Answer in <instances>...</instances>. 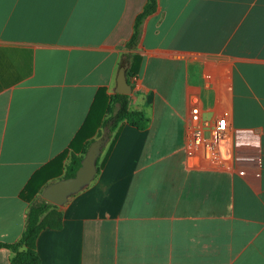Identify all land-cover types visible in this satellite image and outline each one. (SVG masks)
I'll use <instances>...</instances> for the list:
<instances>
[{
	"label": "crops",
	"instance_id": "crops-1",
	"mask_svg": "<svg viewBox=\"0 0 264 264\" xmlns=\"http://www.w3.org/2000/svg\"><path fill=\"white\" fill-rule=\"evenodd\" d=\"M146 2L0 0V243L106 130L94 179L37 237L39 264H264V0H158L127 48ZM125 64L147 126L110 135ZM193 97L205 138L226 121L209 159L189 149Z\"/></svg>",
	"mask_w": 264,
	"mask_h": 264
},
{
	"label": "trees",
	"instance_id": "trees-1",
	"mask_svg": "<svg viewBox=\"0 0 264 264\" xmlns=\"http://www.w3.org/2000/svg\"><path fill=\"white\" fill-rule=\"evenodd\" d=\"M157 7L158 0H147L142 12L135 18L133 33L126 44L127 48L137 46L143 22L156 12ZM127 61H133L130 62L131 67L128 73L130 75L135 74L140 63L139 57L131 56L127 58ZM105 115L106 118L103 120L102 128H108L110 135L123 122L138 129H144L147 126V120L141 113L129 109V97L126 95L117 94L111 97ZM87 147L88 144L83 147L79 156L71 154L69 164L65 169H62L59 179H68L75 176ZM60 226L61 215L57 211V207L40 199L38 202L29 205L25 227L19 240L13 244L0 243V249H8L12 253L10 264H39L40 259L36 252V240L39 233L45 228L59 229Z\"/></svg>",
	"mask_w": 264,
	"mask_h": 264
},
{
	"label": "water",
	"instance_id": "water-1",
	"mask_svg": "<svg viewBox=\"0 0 264 264\" xmlns=\"http://www.w3.org/2000/svg\"><path fill=\"white\" fill-rule=\"evenodd\" d=\"M126 69L127 64L119 70L116 80L117 88L115 92L120 95H129L131 92V88L126 82ZM107 140L108 134L105 130L99 139L89 145L75 176L58 180L46 186L41 193V198L49 204L60 207L67 202L69 197L87 187L96 175L97 159Z\"/></svg>",
	"mask_w": 264,
	"mask_h": 264
},
{
	"label": "built area",
	"instance_id": "built-area-1",
	"mask_svg": "<svg viewBox=\"0 0 264 264\" xmlns=\"http://www.w3.org/2000/svg\"><path fill=\"white\" fill-rule=\"evenodd\" d=\"M189 118L192 128L189 135V149L200 148L205 158L209 159L215 152L219 140L223 137L226 121L217 119L214 127L209 130V137L205 138L203 130L208 128L206 122L201 121V110L197 97L190 100Z\"/></svg>",
	"mask_w": 264,
	"mask_h": 264
}]
</instances>
